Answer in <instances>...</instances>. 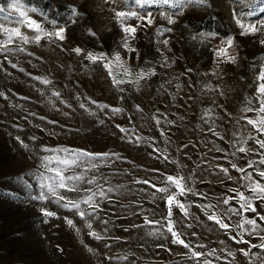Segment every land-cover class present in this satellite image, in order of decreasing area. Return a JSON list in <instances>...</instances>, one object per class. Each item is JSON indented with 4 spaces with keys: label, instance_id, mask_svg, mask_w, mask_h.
Returning <instances> with one entry per match:
<instances>
[{
    "label": "rangeland",
    "instance_id": "1",
    "mask_svg": "<svg viewBox=\"0 0 264 264\" xmlns=\"http://www.w3.org/2000/svg\"><path fill=\"white\" fill-rule=\"evenodd\" d=\"M53 2L58 15L63 17L62 21L50 17L41 9L47 19L39 14L33 18L49 28L50 20L66 27V39L56 42L59 47L41 41L40 45H23L26 49L24 52L6 53L7 60L5 54L0 53V93H3L0 95V264H194L187 259V249L171 242L170 234L148 235L156 228L160 231L164 229L161 225H145L144 217L161 220L166 208L159 193L153 200L151 193L154 189L135 182L147 179L160 186L162 174L177 173L191 176L189 186L194 192L207 196V199H201L189 194L182 198L192 205V218L187 221L178 210H174L173 218L176 221L192 224L191 228L181 227L185 233L184 239L194 246L207 245V248L197 249L199 251L215 248L217 255L221 256L224 253L220 249H230L236 253L234 264H249V259L237 251L248 246L233 242L227 233L208 221L195 205L217 204L225 195H232L228 190L240 187L243 181L240 180L241 173L232 169L231 164L246 167L249 160L258 161L260 158V149L254 140H248L247 145L239 141L259 135L241 117L255 115L242 112L247 101L251 100L252 106H258L255 76L261 57H264V45L258 41L264 37L259 34L241 36L232 18L233 6L227 0H210L211 7L190 6L183 14L167 5L136 9L129 2L133 10L145 14L151 11L155 16L152 27L137 33L134 45L139 50L138 55L129 54L119 47L122 32L109 11L110 7L126 9L123 2L115 5L106 4L105 0ZM11 3L12 0H0V7L5 9L4 13H0V24L6 27L16 26L17 13L8 7ZM23 3L27 7L38 8L25 1ZM72 6L85 14L76 18L75 23L71 22ZM242 8L247 10L240 5L236 6L237 12ZM161 12L174 14L177 22L168 25L160 16ZM210 15L220 18L221 28L230 33L224 36L201 28L203 19ZM6 16L8 19H5ZM248 20L259 24L264 21V13H258ZM131 23L135 24L136 21L132 20ZM158 27H171L173 31L157 36L155 30ZM88 29H92L96 35H89ZM21 30L28 31L23 27ZM208 33H215V36L208 37ZM193 36L197 39L193 40ZM229 37L234 38L237 46V61L218 65L214 50ZM165 38L169 39L168 48L159 42ZM2 39L4 37L0 36ZM16 46L13 44L9 47L15 49ZM74 47H80L85 52L109 55L119 50L123 57L130 56L128 64L134 71L154 69L156 74L140 81L138 87L133 84L121 85L124 89L121 92L112 85L101 64H90L83 56L72 53ZM29 52L33 55H28ZM161 53L169 57L170 67L162 66ZM12 64L17 67L13 68ZM36 76L46 77L52 83L44 85L33 79ZM177 85L180 87L177 88ZM53 91L61 94L59 99L52 96ZM88 98L122 108L123 111L117 114L108 109L101 111L90 104ZM61 100L71 107L61 103ZM80 103H85L96 115H89L79 107ZM136 105L143 111H137ZM208 109L212 112L206 123L201 117ZM153 116L161 120L159 125L152 119ZM100 120L104 123L101 124ZM167 120L174 123L169 125ZM116 125L129 129L128 136L133 137V142L122 139L125 134ZM209 128L223 139L213 135ZM161 130L165 135H161ZM135 136L142 137V141L135 142ZM17 137L28 147H23ZM233 143L236 147H233ZM240 146L253 151L247 155L239 153L236 148ZM44 147H68L120 155L121 159L113 158L108 164L101 165L98 171L88 174L89 178L91 175L105 177V187L123 186L109 194L111 199L101 202L102 210L98 218L92 221L93 230L104 236L103 240L91 238L85 222L74 212L60 207L53 199H34L41 189L38 175L31 174L44 171L41 157L50 154L42 151ZM153 148L167 155L168 160H164ZM234 152L235 155H232ZM218 165L229 168L233 179L229 180L220 173ZM256 167L264 166L257 163ZM25 181L32 187H26ZM100 183L103 184L104 180H100ZM65 194L79 199L76 192ZM254 203L257 212L264 214V202L256 200ZM41 208L55 212L56 216L45 217ZM248 216L251 218L255 214L250 212ZM65 217L74 221L80 229L79 234L67 225ZM237 220L238 217L234 216L231 223L234 225ZM193 232L197 235L192 236ZM245 239L253 244L261 242L256 235L245 236ZM220 241H224V244ZM85 245L94 251L88 252ZM251 251L264 256V250L259 248ZM124 256H127L126 260L119 259ZM231 259L214 260V264H228ZM254 264H260V261L255 260Z\"/></svg>",
    "mask_w": 264,
    "mask_h": 264
},
{
    "label": "snow or ice",
    "instance_id": "2",
    "mask_svg": "<svg viewBox=\"0 0 264 264\" xmlns=\"http://www.w3.org/2000/svg\"><path fill=\"white\" fill-rule=\"evenodd\" d=\"M118 2H123L126 5V9L118 10L115 7H110L109 11L113 13V19L119 25L122 32L119 47L129 54L137 53V55L139 50L134 45V41L137 39V33L141 29L152 27L155 23V16L151 11L145 14L141 13L139 10H133L129 7V2L135 5L136 9H143L149 5H167L172 9L179 10V14H183L184 10L190 6L211 7L210 0H105V3L109 5H115ZM227 2L233 6L231 8L232 18L236 26L240 29L241 36L259 34L261 37H264V21L257 24L248 20L249 17L256 16L258 13H264V0H227ZM240 5L245 6L247 10L242 8L240 12H237L236 6ZM8 7L15 10L17 17L15 18L16 26L14 27H6L5 25L0 24V36L4 37V39L0 40V53L5 54V60L8 59L6 55L8 52L26 51L23 45H40L41 41H46L48 44H53L59 47L60 45L56 42H62L66 39V27L60 26L55 20H50L49 23L51 28H49L33 18L35 14H39L43 19H47L39 8L27 7L23 3V0H12V3ZM70 11L71 17L73 18L71 21L72 23L76 22V18L85 15L84 13H81L76 6H72ZM4 12L5 9L0 7V13ZM160 16L166 20L168 25H173L177 22L174 14L161 12ZM5 19H8V17L6 16ZM132 20H135L136 23H131ZM22 27L26 28L28 31H22ZM172 31L173 29L171 27H158L155 30V34L157 36H164L165 33H170ZM29 33L32 34L30 35ZM88 34L91 36L96 35L92 29H88ZM207 36H215V33H208ZM192 39L196 40L197 37L193 36ZM159 42L163 44L165 48H168V38L160 40ZM258 42L261 45H264V38H260ZM13 44L17 45L15 49L9 47ZM236 48L237 46L233 37L221 41V46L214 50L218 65L219 63L224 62L236 63ZM61 50L63 51L64 49L61 48ZM71 52L75 53L77 56H83V58L90 64H101L107 72L112 85L117 87L121 92L124 91V89L120 87L121 85L133 84L138 87L140 81L156 74L154 69L139 72L134 71L128 64V58H130V56L128 58L123 57L119 50L109 55L103 52H85V50L80 47H74L71 49ZM28 55L31 56L33 54L29 52ZM161 55H163V53H161ZM163 61L162 66H171L169 63V57L166 55H163ZM9 63H11V61H9ZM11 66L13 68L17 67L16 64H12ZM20 71L23 72L24 69L21 68ZM187 71L191 72V69H188ZM33 79L38 80L44 85H50L52 83V81L46 77L36 76L33 77ZM255 80L257 82L256 98L258 106H252V101L249 100L247 101V106L242 109V112L244 113L251 112L255 115L252 117L244 115L241 119L245 120L247 125H251L259 135L258 137L249 136L247 139L239 141V143L247 145L248 140H254L255 144L258 145L260 149V158L258 161L249 160L246 167H239L235 163L231 164L232 169L241 173L240 180L243 181L240 187L230 188L228 190L232 195H225L217 204L205 203L196 204L195 206L203 212L208 221L213 222L220 230L227 233L233 242L248 246L247 248H239L237 251L249 259V264H254L255 260H259L260 264H264V256L251 251L253 248L264 250V214L257 212L254 203L256 200L264 202V167H256L257 163L264 166V138H259L264 137V57H261L258 64V72L256 73ZM179 87L180 86L177 85V88ZM205 87L211 90L210 86L206 85ZM220 94L223 95L222 92ZM0 95H3V93H0ZM60 95L61 94L58 91L52 92V96L58 99L60 98ZM121 99H123V97H121ZM88 100L90 104L95 105L101 111L108 109L113 114L123 111L122 108L101 104L90 98H88ZM60 102L66 104L67 107H71L66 101L61 100ZM79 107L88 112L89 115H96V113L91 111L85 103H80ZM136 109L137 111H143L139 105H136ZM211 112L212 110L208 109L201 117L206 123L208 122L207 118L211 115ZM152 119L157 125L161 123V120L157 116H153ZM99 122L101 124L104 123L103 120H100ZM50 123L55 122L50 121ZM166 123L171 125L174 122L167 120ZM116 127L121 133L125 134L122 139L127 138L129 142H133V137L128 136L129 129L120 125H116ZM209 131L212 132L213 135H217L219 139H223V137L219 136L214 129L209 128ZM161 135H165L163 130H161ZM233 135L235 136L236 134L234 133ZM31 139L35 140L36 137H32ZM134 139L135 142H141L143 138L135 136ZM17 140L23 147H28L23 141H20L19 137H17ZM183 147H187V145H184ZM233 147H236L235 143H233ZM42 151L50 154L41 157V167L44 171H41L38 174H31L38 175L39 187L41 189L39 196L34 197V199H53L60 207L67 211L74 212L85 222V226L89 230L88 235L91 238L98 241L103 240L105 237L93 230L92 221L98 218V213L102 210L100 207L101 202L106 199H111L109 194L117 191L119 187L123 186H117V188L112 186L105 187V184H107V179L105 177L91 175L89 178L88 174L98 171L101 165L108 164L113 158L117 160L121 159L120 155L118 153L108 152H89L84 149L68 147H44ZM153 151L162 155L164 160H168V156L160 153L159 149L153 148ZM217 151H222V149H217ZM236 151L247 155L251 153L253 149L240 146L236 148ZM232 155H235V152ZM172 163H176V161H172ZM217 168L218 171L223 173V175L229 180L233 179L230 175L229 168L219 165ZM75 169H79L80 171L74 172ZM248 169H252V171H248ZM45 173H48V175H45ZM162 175L163 179L160 181V186L147 179L135 181L137 184L148 185L150 188L154 189L151 193L153 200L157 198V194L159 193V198L164 201L166 208V213L161 217V220L149 219L147 216L144 217L145 225H161L164 229V231H160L159 228H156L154 231H150L148 235L155 236L159 234L160 236H164L165 232L170 234L172 238L171 242L173 244H179L187 249V259L193 261L194 264H214V260H227L228 257L232 258L231 260H228V264H234L236 253L232 250L226 248L220 249L219 251L224 253L222 256L217 255L218 250L215 248L209 249L206 252L199 251L197 249L207 248V245L198 244L194 246L191 242L184 239L185 233L181 231V227L191 228L192 224H181L176 221L173 218L174 210H178L184 220L187 221L192 218L190 212L192 205L182 198H186L189 194L197 195L201 199H207V196L203 193L194 192V189L189 186L188 181L192 180L191 176L185 177L179 173L176 175ZM256 177H259V179H256ZM100 180H104V183H100ZM24 183L26 187H32V185L27 184L26 181ZM68 192L78 193L79 199L70 198L65 194ZM233 201L235 203H233ZM81 205H85L86 207L82 208ZM221 205H223V208H221ZM40 211L45 217L56 216L55 212L49 211L46 208H41ZM250 212L254 213L255 216L250 218L248 216V213ZM234 216L238 217V220L233 225L231 219ZM64 219L67 225L74 228L76 233L79 234L80 229L76 227L74 221L68 217H65ZM162 221L163 224L161 223ZM257 221H260L261 223H258ZM103 223L107 224L108 221H103ZM232 233L235 234L233 235ZM191 235L196 236L197 234L193 232ZM252 235H256L261 242L259 244H253L250 240L245 239V236ZM81 243H83V241H81ZM220 243L224 244V241H220ZM85 247L90 253L94 251L87 245H85ZM105 247H109V245H105ZM209 257H212V259ZM108 259L112 258L109 257ZM119 259L126 260L127 256L119 257Z\"/></svg>",
    "mask_w": 264,
    "mask_h": 264
},
{
    "label": "trees",
    "instance_id": "3",
    "mask_svg": "<svg viewBox=\"0 0 264 264\" xmlns=\"http://www.w3.org/2000/svg\"><path fill=\"white\" fill-rule=\"evenodd\" d=\"M29 4H34L43 12L47 13L52 18L62 21L63 17L58 15V9L53 0H23ZM201 28L210 32H218L224 36L230 33L229 30H223L221 27L220 18L214 17L213 15L203 19Z\"/></svg>",
    "mask_w": 264,
    "mask_h": 264
}]
</instances>
